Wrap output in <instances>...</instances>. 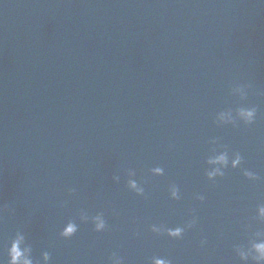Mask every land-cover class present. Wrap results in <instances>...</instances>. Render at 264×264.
Here are the masks:
<instances>
[{
  "label": "water",
  "instance_id": "obj_1",
  "mask_svg": "<svg viewBox=\"0 0 264 264\" xmlns=\"http://www.w3.org/2000/svg\"><path fill=\"white\" fill-rule=\"evenodd\" d=\"M251 84L245 101L232 83ZM238 103L252 125L215 123ZM244 157L209 181L208 141ZM162 166L163 176L149 169ZM145 188L127 187V169ZM118 175L120 180L114 181ZM180 188L170 199L168 185ZM69 189H75L70 192ZM205 196L204 201L195 197ZM264 201V3L260 0H0V258L17 229L50 264H244ZM104 214L107 228L81 222ZM198 218L181 239L156 234ZM75 219L78 231H59ZM207 244L200 246V239ZM248 264H253L248 261Z\"/></svg>",
  "mask_w": 264,
  "mask_h": 264
},
{
  "label": "clouds",
  "instance_id": "obj_2",
  "mask_svg": "<svg viewBox=\"0 0 264 264\" xmlns=\"http://www.w3.org/2000/svg\"><path fill=\"white\" fill-rule=\"evenodd\" d=\"M264 3V0H260ZM251 84L234 82L229 87V94L238 98L239 101H245L249 95ZM257 119V107L254 105H245L238 103L236 107L228 108L226 110L219 111L215 114V123L219 125L231 124L236 126L238 123L245 125H252ZM212 146L209 149L207 156L205 157L206 167L204 174L209 181L215 182L217 177H224L226 170L240 169L242 175L248 180L256 182L261 177L253 170L244 168V157L239 151H230L227 145L219 144L217 138H212L208 141ZM152 176H163L165 170L162 166H154L149 169ZM127 187L129 190L135 192L137 195H144L145 188L142 182H138L136 177V171L134 169H127ZM114 181H119L118 175L113 176ZM70 192H74L75 189H69ZM168 194L170 199L179 200L181 198L180 188L175 183L168 185ZM199 201H204L205 196L197 194L195 197ZM7 205H0V209L7 208ZM191 218L186 220L182 225H176L174 227H167L163 223L152 224L150 229L156 234H166L169 237L181 239L184 233L191 228H194L197 224L198 218L193 212L190 214ZM81 222L90 221L93 230L96 232H102L107 228V223L102 212H97L95 215H89L86 210L81 209L78 216ZM251 220L254 223H248L244 226V232L246 234V240L234 243L233 251L240 261L244 264H248V261H252L253 264H264V201L258 202L255 206L254 215ZM79 225L75 219H69L62 226L59 231V235L63 238H70L78 231ZM200 246L203 247L207 244V239L202 237L199 241ZM7 264H50L52 259L51 253L48 250H44L40 254V259L35 260L33 258V245L28 240L24 231L17 229L15 234L10 238L7 245ZM111 264H123V258L116 252H113L109 257ZM0 264H5V260L0 258ZM150 264H173L172 260L164 256L154 255L150 258Z\"/></svg>",
  "mask_w": 264,
  "mask_h": 264
}]
</instances>
